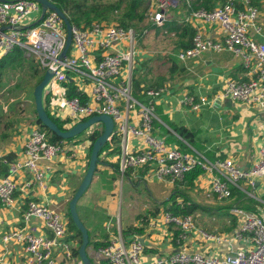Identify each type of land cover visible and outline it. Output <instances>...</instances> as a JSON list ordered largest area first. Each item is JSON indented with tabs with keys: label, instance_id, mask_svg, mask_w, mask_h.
I'll return each instance as SVG.
<instances>
[{
	"label": "built area",
	"instance_id": "built-area-1",
	"mask_svg": "<svg viewBox=\"0 0 264 264\" xmlns=\"http://www.w3.org/2000/svg\"><path fill=\"white\" fill-rule=\"evenodd\" d=\"M184 2L189 4L188 0ZM180 3L181 0H157L149 21L161 27L166 13L178 8ZM41 11L40 4L34 0L0 2V59L19 48L34 57L42 77L46 71L52 72L42 92L43 107L52 118L64 122L65 130L94 116H108L113 128L107 143L113 148V137L118 140V173L121 177L129 175L144 183L154 177L173 184L182 182L187 173L200 167L204 172L216 173L209 192L217 202L226 203L232 199L230 186L239 188L257 202L255 210L252 206L248 210L231 207L230 214L236 218V225L226 234L208 233L196 226L191 215L170 211H163L148 222L152 230L158 226L171 228L176 233L177 243L186 244L194 237L206 244L224 246L223 253L210 255L179 250L149 258L145 255L146 246L141 237L124 236L118 229L104 247L91 253L92 263L264 264V200L247 192V188L253 191L264 188V139L257 161L242 170L231 159L210 162L196 151L188 152L175 144H167L165 137L153 134V123L158 120L156 103L170 97L172 87L142 88L143 101L133 97V73L136 58L141 54L137 49L138 39L147 34V30L138 32L104 22L92 23L85 29L70 24V45L61 57L67 42L64 21L54 11L46 10L43 16ZM259 16L260 12L251 0H221L212 10L201 8L189 14L188 21L196 33L191 46L180 49L176 59L185 64L196 61L203 54L228 53L240 61L247 80L228 79L211 100L204 97L196 100L186 95L180 99V104L198 112L201 107L216 101H231L264 111V43L256 39L262 32ZM203 26L215 28L219 36L204 34L200 31ZM68 83L75 88L77 96L68 97ZM95 130L100 129L93 125L85 130L82 143H51L45 131L32 127L17 158L8 160L0 156V205L10 207L18 190L30 187L44 190L55 161L67 163L68 160L81 166L88 162L90 138ZM73 149L79 152L78 158L73 152L66 156V151ZM5 171L7 175H3ZM20 175L25 178L22 186L14 179ZM256 182L258 186L255 187ZM36 222L45 229L46 235ZM67 234L68 222L64 218L44 203L30 200L25 204L19 226L1 238L0 263L4 255L2 250L11 244L22 248L21 264H59L60 260L82 264L74 257Z\"/></svg>",
	"mask_w": 264,
	"mask_h": 264
},
{
	"label": "crops",
	"instance_id": "crops-1",
	"mask_svg": "<svg viewBox=\"0 0 264 264\" xmlns=\"http://www.w3.org/2000/svg\"><path fill=\"white\" fill-rule=\"evenodd\" d=\"M252 4L258 9L255 5L254 0H251ZM259 10V9H258ZM191 26L194 28L193 24ZM261 36H257L256 39L258 42L264 43V27H262ZM195 29V28H194ZM196 31V29H195ZM201 32L204 34L211 35L212 37H218L219 31L215 28L209 26H203L200 29ZM148 34V31H147ZM146 35V34H145ZM143 35V36H145ZM142 36V37H143ZM176 58V57H175ZM178 61V60H177ZM138 62H141L138 60ZM179 64H182L178 61ZM186 64V63H185ZM192 65L194 68H198L201 70V75L197 76L194 79V83L192 86L189 84L185 87H179L171 84H164L161 86L170 85L172 87V95L169 97H165L162 101H159L155 105V112L158 107L162 109L163 115L167 116L169 121L175 126H184L189 131L196 132V138L198 143L204 148V152H213L214 160L223 161L225 159H231L234 162V165L238 169H248L250 168L253 163H255L258 159V151L260 149L261 144L263 143L264 139V111H261L257 108L247 107L246 105L240 102H231V101H224L220 102L219 104L215 105L212 103L210 106H203L200 108L207 109L210 111L209 115L218 116V124L217 121H214L212 116V121L208 127V130L204 133L198 135V126H196V122L188 120V117H183L182 115L199 113L190 111V109L180 104L179 101L184 96H192L196 100L200 97H204L208 100H211L217 92L223 87L224 82L228 79H236L242 80L246 78L244 72L241 69V64L238 59L233 57L231 54L228 53H221V54H203L200 58L196 61L188 62L185 66ZM182 66V67H183ZM184 68V67H183ZM185 69V68H184ZM209 71L208 74H206ZM203 74L206 76L205 81L203 79ZM144 86V84H141ZM159 86V87H161ZM147 87V86H145ZM158 86H150L148 88H156ZM142 90V88H141ZM140 90V91H141ZM139 91V98H136L139 101H143V97L140 95ZM134 97V96H133ZM135 98V97H134ZM214 112V113H212ZM156 115V114H155ZM197 115V114H196ZM158 120H155L163 127H167L156 115ZM197 117V116H196ZM175 121H174V120ZM198 120V119H196ZM154 121V122H155ZM35 126V125H34ZM34 126L28 128L26 132V136L28 135L30 129ZM154 132L153 134L159 137H165V141L168 138V135L164 134L159 128L155 127L153 123ZM170 133L174 136L177 141H180L184 145V147L179 146L178 143L174 142L171 144H175L180 149L196 151L192 147H190L185 141H183L179 136H175L176 134L170 130L168 127L166 128ZM23 140V143L20 147H9L7 144L1 146L0 142V156L7 158L12 156L13 159L17 158L22 149L23 145L26 140ZM133 144H136V141H133ZM117 149L115 154L109 155L108 153ZM88 151V148L86 149ZM86 151V152H87ZM69 152L73 151H66V156ZM89 152V151H88ZM109 152H103L101 156L104 157H112L114 160L111 163L114 166H117V173H118V160H119V147H110ZM198 152V151H196ZM199 154H203L198 152ZM69 157V156H67ZM223 160H219L222 158ZM118 160H117V159ZM11 159V160H13ZM10 160V159H8ZM65 160V159H64ZM213 161V162H215ZM64 162L55 161L53 163V172H51L46 179V188L44 190L30 187L28 189H23L22 191H17L14 194L13 203L10 207H4L0 205V248L3 249V245L1 243V238L5 233H8L10 230H13L21 223V215L24 211L25 204L32 200L38 203H44L48 206V208L55 213H58L62 218H64L67 222H69L68 217V208L66 212L61 211V206L68 200H66V194L69 191L68 189V176L70 175L72 179H80L83 177V165H78L72 161L66 160ZM101 162V161H100ZM99 164V163H98ZM101 166V164H100ZM3 175H7V171L3 172ZM143 174H140L142 177ZM216 176V173L212 172H204L202 175L198 176L195 180H193L192 184H188L185 181V178L182 182L176 183H166L157 180L154 177H150L147 182H141L137 178H132L129 175L125 177L127 179V184L130 188L135 189L137 186L141 185V183L146 184L149 182H156L158 184H167L169 188L172 189L171 194H169L168 198L171 195H174V201L169 200L165 197V199L161 202L163 206V211H168V209L172 208L174 204H186L194 206V210L191 215L194 218V222L196 226L202 230H204L201 226L208 225V228L212 229V232L206 231L208 233L214 234H226L231 232L236 225V218L230 214V209L226 210L225 208L228 207L227 204L232 202L235 198L233 197L230 201L226 203H219L215 200V198L210 195L209 187L212 178ZM16 182L22 186L25 182V178L20 176H14ZM175 185H180V191L187 190L185 193H179L178 188L174 187ZM194 190L199 191L200 195H203L200 202L195 203L193 202L189 195L188 191ZM184 197H187L190 201L187 203L183 202ZM82 198V197H81ZM80 198V199H81ZM264 198V196H262ZM79 202V201H78ZM159 203V204H161ZM78 204V203H77ZM236 204H231V206H235ZM128 210H130V204L127 203ZM159 206L156 205V210L149 212L147 215V219L136 220L137 214H131L130 218L133 219V223L126 226L124 231L128 228H137L141 229L142 232L139 237L144 241L145 244V255L149 258L154 256H166L175 251H188V252H200V253H208L210 255L215 254L216 252H225V247L221 246L218 247L215 244H206L199 239H195L194 237H190L189 241L186 244H180L176 242V233L171 228H166L162 226H158L156 229L152 230L148 227V222L150 219L156 218L161 212H158ZM161 210V209H159ZM158 212V213H157ZM215 213V214H214ZM146 214V213H145ZM179 215V214H178ZM217 218V219H216ZM140 221V222H139ZM200 223V224H199ZM36 225L40 228V231L46 235L45 229L41 226L39 222H36ZM93 225V224H92ZM90 225L88 227L90 228ZM69 228V227H68ZM122 226L121 223L118 222V226L113 229L112 231L105 226V235H102L103 242L99 239L94 241L95 243H105L107 244L108 241L117 234L118 229L121 230ZM75 232V233H74ZM91 240V234L88 231ZM48 234V233H47ZM77 236L76 231L68 230L67 239L68 241L72 242L73 251L76 248L75 237ZM78 237V236H77ZM91 243V242H90ZM6 249L2 250L3 261L0 264H21L23 261V250L18 245H8L5 247ZM96 250L88 251V256L90 257L91 253ZM75 257V256H74ZM78 258V256L76 257ZM59 264H74L71 261L65 262L63 260L59 261Z\"/></svg>",
	"mask_w": 264,
	"mask_h": 264
},
{
	"label": "rangeland",
	"instance_id": "rangeland-1",
	"mask_svg": "<svg viewBox=\"0 0 264 264\" xmlns=\"http://www.w3.org/2000/svg\"><path fill=\"white\" fill-rule=\"evenodd\" d=\"M65 1H67L68 4H79L82 10L87 12L93 10L102 11L104 14L103 16L106 18L102 17L103 19L100 21L115 23L125 13L132 9L136 0ZM140 1L141 2L136 7L135 13L137 16L142 17V20H136L132 24L137 26L136 31L138 32L141 28H146L149 25V17L157 4V0ZM189 1L197 7L204 0ZM219 1L220 0H210V4L216 6ZM254 2L260 12L258 24L264 27V0H254ZM95 7L96 9H94ZM94 16L95 13L90 15L91 18ZM189 18V10L182 2L178 8L170 9L165 15L166 22L174 21L179 25L190 23L188 21ZM93 21L100 22L98 20ZM147 31L148 34L141 39H138L137 49L141 54L136 58L135 66L138 73L137 77L144 82V85L145 82H147L148 86L156 84H171L179 87V89L188 84L192 86L194 79L201 75L202 71L198 70V68L196 69L192 67V65H189V68L183 66L188 62L186 64L178 63L175 58L176 53L180 50L179 41L181 39L178 36H175L178 33L174 34L164 30L158 32L152 29ZM23 54L27 60L25 65L22 67H19L18 65L10 66L3 70L0 75V142L1 146L7 144V146L12 148H19L25 139L28 128L34 125L37 126L33 90L38 84V77H31V71L33 66L36 65V62L33 56L27 55L26 53ZM137 60H140L141 62H137ZM210 72L213 71H209L208 73ZM208 73L206 71V74ZM206 76L203 74L204 81ZM39 77L42 78V72ZM209 113V110L203 108L199 113L182 116L188 117L189 121L193 120L196 122L199 135L201 132L204 133L208 130L213 118L218 124V116H213L214 114L209 115ZM96 127L99 128L101 132L103 128L102 125L98 123ZM84 137L85 133H81L75 137L72 142L82 143L80 141H82ZM77 144L78 143L74 146ZM74 150L77 149H73V153L78 158L80 156L79 152ZM86 159L89 160V156H87ZM113 160L112 157H104L103 155H100L99 164H97L92 182L77 204L78 217L86 230L91 234V244H93L96 239H99L100 241L103 240L102 235H105V226L112 231L118 226L119 222L121 223V231L123 232L126 226L134 221L130 218L131 214L139 213L140 215H137L135 221L138 219L141 221L147 219L146 217L149 212L156 210V205L160 207L157 211L161 212L163 206L165 207L161 202L165 197L168 198L169 194L172 192V189L169 188L167 184H158L155 181L146 184L141 183V185L137 186L135 189L130 188L127 184V179L121 177V175L117 173V169L111 164L115 163ZM87 164L88 162H85L83 165V169H85L82 174L83 176L86 172ZM82 178L83 177L81 176L78 180L72 179L70 175L68 176L69 191L66 194V200H68V202L66 201L61 206L62 212L67 211L69 202L79 187ZM179 186L180 185L174 186L175 188H178V191L176 192L177 194L187 192V190H184V192L180 191V189L184 187ZM247 190V192L254 194L255 196H264V188L259 191H253L250 188H247ZM188 195L195 203L200 202L203 197L198 190H190L188 191ZM127 203L130 204L131 212L128 210ZM231 204H235V202L232 201L227 204V206H231ZM90 223L91 226L89 228L88 225H90ZM199 226L206 231L212 232V229L208 228V225L201 224ZM74 240L77 244L79 238L76 236ZM93 248V245H90L87 248V252L93 250Z\"/></svg>",
	"mask_w": 264,
	"mask_h": 264
},
{
	"label": "trees",
	"instance_id": "trees-1",
	"mask_svg": "<svg viewBox=\"0 0 264 264\" xmlns=\"http://www.w3.org/2000/svg\"><path fill=\"white\" fill-rule=\"evenodd\" d=\"M50 2H52L53 4H55L68 18L69 22L71 25L76 26L78 28L81 29H85L87 27H89L92 23H103L102 21H100L104 17L103 12L102 11H97V10H93L90 12L84 11L82 10L81 6L79 4L76 3H69L65 0H49ZM140 0H136L135 3L132 6V9L125 13L121 18L118 19L117 22H115V24H117L118 26L124 28V29H128V28H133L135 30H137V26L136 25H132L133 22H135L136 20L141 21L142 17H139L136 15L135 11H136V7L137 5L140 3ZM181 2L185 5V7H187V9L189 10V14L192 11L198 10V9H206V10H212L213 8H215L216 6L213 4H210V0H204L200 5H198L197 7H195L192 3H190V1L188 0L189 4H186L184 2V0H181ZM221 2V0L219 1V3ZM218 3V4H219ZM96 9V7L94 8ZM92 13H95V16L93 18L90 17V15ZM103 17V18H102ZM93 20H98L100 22H94ZM93 21V22H92ZM106 23V22H104ZM149 25L146 28H141L140 30H156V31H160V30H164L166 32H172L174 34H176L175 36H178L181 40L179 41V49H188L191 46V41L193 36L195 35L196 31L195 29L191 26L190 23H186L185 25H179L178 23L174 22V21H164L163 25L161 27H156L155 24H153L152 22L148 21ZM139 30V31H140ZM142 38V37H141ZM140 38V39H141ZM27 62V60L24 57L23 52L19 49V48H14L12 50V52H10L9 54H7L6 56L2 57L0 59V75L1 72L3 70H5L6 68L10 67V66H14V65H18L19 67H22L23 65H25V63ZM32 64V62H31ZM32 68V67H31ZM242 71L245 74V71L243 70V68L241 67ZM174 70V69H173ZM137 69L135 68L134 73H133V81H132V89H133V96L135 98H139V91L141 90V88H148L151 85H147V82H145V85L141 87V84H144L143 81L140 80V78L137 77ZM40 75V71L37 67V65L33 66L32 71H31V77L33 78H37L38 77V83L41 81L42 78L39 77ZM237 78V77H236ZM233 79V80H237V79ZM243 81L247 80L246 78L242 79ZM162 84H156V85H152V86H161ZM67 86L69 87V92H68V97L72 98L77 96V93L75 91V88L72 86V84H67ZM147 86V87H145ZM46 114L48 115V117L56 124V126L61 130V131H65L63 125L64 122L59 121L57 119H54L50 116L49 111L47 110V108L45 109ZM155 114L158 116V118L170 129L172 130L177 136H179L183 141H185L190 147H192L194 150L203 153L202 155L210 162L215 161L214 157H213V152H204V148L198 143L196 135V132H192L189 131L187 128H185L184 126H175L173 125L167 116L163 115L162 113V109L160 107H158L156 109ZM36 125L38 126L39 129L45 131L48 135V139L51 143H60L63 141L66 142H72L75 138L72 139H68V140H62L58 137H56L55 135L51 134L47 129L44 128V126L41 125V123L39 121H36ZM155 127L159 128L164 134L168 135V138L166 139V143L167 144H171V143H178L179 146L184 147V145L182 143H180V141H177L174 136L170 133V131H168L165 127H163L162 125H160L158 122H154ZM102 130L100 132V130H95L93 132V135L90 138V147H89V152H88V156H90V151H91V145L94 143V141L101 135ZM117 138L113 137V145L115 146V148L117 147ZM109 148L110 145L109 143H106V145L102 148L101 152L99 155H101L103 152H109ZM117 152V149L114 151L109 152V155L115 154ZM188 152H191L190 150H188ZM8 159H13L12 156H9ZM223 160L222 158H219V160ZM114 166V165H113ZM115 169H117V166H114ZM204 173V171L200 168V167H195L193 170H191L189 173H187V175L185 176V181L188 182V184H192L193 180H195L198 176L202 175ZM241 186V184H240ZM230 191H231V198H235L233 201L235 202V206L248 210L249 206H252V210H255V206L257 205V202L253 199H250L247 197V195L241 191L239 188L236 187H232L230 186ZM169 200L174 201V195H171L170 198H168L166 200V202H168ZM264 200V198H263ZM190 200L187 197H184L183 202L187 203ZM232 206H228L225 209L229 210ZM194 210V206L192 205H180V204H174L172 208L168 209V211L172 212L173 214H179V215H189L192 214ZM68 217H69V222H68V230L69 231H76L77 232V236L79 238L78 243H80V233L78 232V230L76 229V227L73 225L71 219H70V215H69V211H68ZM142 232L141 229H137V228H128L125 231H123V235L124 236H130V235H140ZM89 236V244L88 247L90 246V235L88 233ZM106 244L104 243H95L94 244V248L95 249H99L101 247H104ZM87 247V248H88ZM73 255L75 257L78 256L77 253V249H75L73 251ZM101 264H107L106 262H102Z\"/></svg>",
	"mask_w": 264,
	"mask_h": 264
},
{
	"label": "water",
	"instance_id": "water-1",
	"mask_svg": "<svg viewBox=\"0 0 264 264\" xmlns=\"http://www.w3.org/2000/svg\"><path fill=\"white\" fill-rule=\"evenodd\" d=\"M2 1L4 0H0V2ZM34 1L40 4L41 9H42L41 11L42 16L45 14L46 10H51V11H54L56 14H58L63 19L64 24L67 29V42L61 54V57H63L66 51L68 50L70 41H71L70 22L68 18L55 4H53L49 0H34ZM41 18L39 19V21L41 20ZM51 77H52V72L50 70L46 71L41 81L35 86L33 90L36 121H39L41 125L44 126V128L47 129L51 134L55 135L56 137L62 140H68V139L75 138L81 133H83L85 130L90 128L91 126L97 125L98 123H100L103 127L101 135L91 145V151H90V156H89L86 172L82 178V181L79 187L77 188L76 192L74 193L68 205L70 219L81 236L80 243L76 245L78 258L81 260L82 264H93L87 252V247L89 244L88 231L83 226V224L81 223L78 217L77 203L80 200V198L84 195L85 191L88 189V187L90 186L92 182L93 175L95 173L97 164L99 163V158H100L99 154L102 148L108 142V139L112 132V128H113L112 119L104 115L94 116L84 122L76 124L69 130L61 131L56 126V124L48 117L43 107L42 92H43L44 87L48 83V81L51 79ZM67 80L70 81L68 77H67ZM217 104H219L218 101L214 102V107ZM254 186L255 187L258 186V182H256Z\"/></svg>",
	"mask_w": 264,
	"mask_h": 264
}]
</instances>
